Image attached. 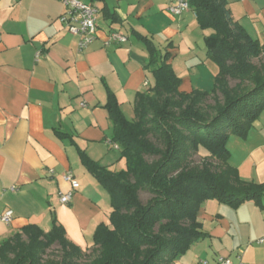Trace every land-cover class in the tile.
<instances>
[{
    "label": "crops",
    "instance_id": "1",
    "mask_svg": "<svg viewBox=\"0 0 264 264\" xmlns=\"http://www.w3.org/2000/svg\"><path fill=\"white\" fill-rule=\"evenodd\" d=\"M99 8L97 39L83 50L59 16L63 0H0V241L28 224L45 231L56 217L74 244L93 247L101 222L110 224L108 191L85 166L88 156L118 171L121 147L113 140V121L106 107L113 93L125 116L134 118L136 95L154 83L150 44L164 54L182 79L180 89H205L219 71L209 59L203 29L191 7L181 15L168 10V0H82ZM232 17L264 42V0H232ZM111 29L125 33L123 43H106ZM37 52L40 55L37 56ZM229 163L241 179L264 182V112L245 138L228 140ZM79 185L70 203L59 191ZM15 187L12 190V187ZM206 236L194 242L175 264H212L220 255L235 263L264 264V206L248 200L232 207L214 199L198 211Z\"/></svg>",
    "mask_w": 264,
    "mask_h": 264
},
{
    "label": "trees",
    "instance_id": "2",
    "mask_svg": "<svg viewBox=\"0 0 264 264\" xmlns=\"http://www.w3.org/2000/svg\"><path fill=\"white\" fill-rule=\"evenodd\" d=\"M190 5L199 25L211 30L204 39L219 66L214 86L182 91L171 54L150 44L155 80L137 93L134 118L113 93L106 103L126 168L113 171L82 157L110 195V224L97 226L89 252L68 239L56 217L49 231L28 224L0 241V264H175L206 236L198 221L206 200L264 206V182L241 179L227 146L232 134L245 138L264 112V42L233 19L228 0Z\"/></svg>",
    "mask_w": 264,
    "mask_h": 264
},
{
    "label": "built area",
    "instance_id": "3",
    "mask_svg": "<svg viewBox=\"0 0 264 264\" xmlns=\"http://www.w3.org/2000/svg\"><path fill=\"white\" fill-rule=\"evenodd\" d=\"M168 10L174 15H181L191 8L190 0H168ZM65 11L59 16L61 23L68 29V32L78 37V46L80 50L85 49L97 39L98 26L96 22L99 8L91 3L82 0H63ZM128 40V36L116 29H111L106 38V43H123ZM40 52H37V56ZM63 179L71 184V190L68 192L59 191V201L62 204H68L73 197V190L78 187L79 182L71 172L62 175ZM12 190L15 189L13 186ZM14 212L7 209L0 213V221L10 223ZM264 245V236L257 240ZM198 264H212L207 259H199ZM216 264H243L240 259L235 263L229 256L220 255Z\"/></svg>",
    "mask_w": 264,
    "mask_h": 264
},
{
    "label": "rangeland",
    "instance_id": "4",
    "mask_svg": "<svg viewBox=\"0 0 264 264\" xmlns=\"http://www.w3.org/2000/svg\"><path fill=\"white\" fill-rule=\"evenodd\" d=\"M230 2H232V0H230L229 1V3ZM254 62L256 63V64H259V60H257V59H254ZM234 83V81H232V84ZM203 85V87L205 88V89H211L213 86H214V80H210V82H209V84H202ZM228 146V145H227ZM204 151L205 152H200V153H198L197 155H195V161H200L203 157H204V155L205 154H207V151L204 149ZM122 157V156H121ZM122 164H121V166H118L116 169L117 170H122V169H125L126 168V158L125 157H122ZM141 197H142V199L143 200H146L147 199V194H145V193H142L141 194ZM57 248V246H55L52 250V253L53 254H57L56 253V251L58 250V249H56Z\"/></svg>",
    "mask_w": 264,
    "mask_h": 264
}]
</instances>
